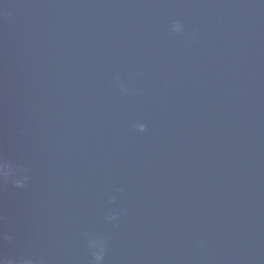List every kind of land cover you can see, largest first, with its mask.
I'll return each instance as SVG.
<instances>
[{
	"label": "water",
	"instance_id": "95a60500",
	"mask_svg": "<svg viewBox=\"0 0 264 264\" xmlns=\"http://www.w3.org/2000/svg\"><path fill=\"white\" fill-rule=\"evenodd\" d=\"M0 264H264V0H0Z\"/></svg>",
	"mask_w": 264,
	"mask_h": 264
}]
</instances>
